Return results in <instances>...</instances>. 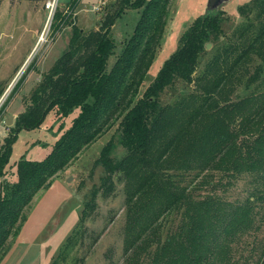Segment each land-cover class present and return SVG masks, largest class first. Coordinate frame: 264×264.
Wrapping results in <instances>:
<instances>
[{
    "label": "trees",
    "instance_id": "trees-1",
    "mask_svg": "<svg viewBox=\"0 0 264 264\" xmlns=\"http://www.w3.org/2000/svg\"><path fill=\"white\" fill-rule=\"evenodd\" d=\"M169 2L118 0L99 31L73 24L79 0L54 12V31L70 26L67 50L40 76L0 143V177L18 131L37 128L55 109L77 114L43 159H19L16 181L0 184V250L34 194L126 106L118 123L123 156L111 159L109 143L99 156L101 194L114 187L113 176L122 184V264H264V0L240 6L244 21L228 34L222 11L194 18L139 96ZM127 8L140 14L107 70L114 49L109 30ZM173 81L188 91L161 104L159 95ZM92 206L90 198L78 220ZM75 243L73 232L50 264L64 261Z\"/></svg>",
    "mask_w": 264,
    "mask_h": 264
},
{
    "label": "rangeland",
    "instance_id": "rangeland-1",
    "mask_svg": "<svg viewBox=\"0 0 264 264\" xmlns=\"http://www.w3.org/2000/svg\"><path fill=\"white\" fill-rule=\"evenodd\" d=\"M68 1L0 0V109L4 106L0 112V143L9 135L8 128L12 127L16 116L24 110L27 98L40 76L67 50L70 26L54 31L51 23L55 11H68ZM117 2L79 0L72 22L83 32L99 31L100 22L117 8ZM250 2L227 0L214 11H206V0H170L163 32L137 94L140 96L145 91L162 62L177 48L180 35L194 18L222 11L225 19L221 29L228 34L244 21L238 8ZM139 14L140 9L127 8L114 20L109 30L114 49L107 60V70L119 55L122 42L131 35ZM209 45L206 51L210 50ZM205 57L200 56L199 65H202ZM185 84L173 81L159 95V102L170 103L186 93L188 86ZM125 107L100 136L81 149L48 185L34 194L22 210V220L16 225V232L8 237L0 250V264H50L66 237L73 232L76 243L60 264H122V184L117 176H113L114 187L101 194L99 184L104 171L99 156L107 143V155L111 159L119 160L123 156L125 151L120 145L118 123ZM5 114L13 117L9 126L4 125ZM76 114L77 110H73L64 116L63 111L55 109L44 116L37 128L18 131L0 184L16 181L14 165L19 159H43L59 135L69 128ZM246 180L237 183L231 196L245 188ZM90 198L93 202L91 210L86 211L85 218L78 220L84 203ZM260 238L264 243V225Z\"/></svg>",
    "mask_w": 264,
    "mask_h": 264
},
{
    "label": "water",
    "instance_id": "water-1",
    "mask_svg": "<svg viewBox=\"0 0 264 264\" xmlns=\"http://www.w3.org/2000/svg\"><path fill=\"white\" fill-rule=\"evenodd\" d=\"M227 0H206V11H214L218 5H220L222 2H225ZM210 47L209 44L205 45V49H208ZM12 116L5 114V121L4 125L9 126L12 123Z\"/></svg>",
    "mask_w": 264,
    "mask_h": 264
},
{
    "label": "crops",
    "instance_id": "crops-1",
    "mask_svg": "<svg viewBox=\"0 0 264 264\" xmlns=\"http://www.w3.org/2000/svg\"><path fill=\"white\" fill-rule=\"evenodd\" d=\"M15 232H16V231H15ZM15 232H14V233H15ZM14 233H13V234H14ZM11 235H12V234H11Z\"/></svg>",
    "mask_w": 264,
    "mask_h": 264
}]
</instances>
